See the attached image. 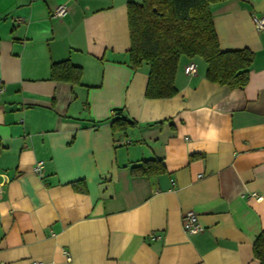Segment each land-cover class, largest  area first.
<instances>
[{
  "label": "crops",
  "instance_id": "crops-1",
  "mask_svg": "<svg viewBox=\"0 0 264 264\" xmlns=\"http://www.w3.org/2000/svg\"><path fill=\"white\" fill-rule=\"evenodd\" d=\"M131 1L0 0V264H259L264 0L209 4L220 49L253 52L246 85L181 56L169 98L146 97L149 65L129 63ZM63 60L82 68L79 84L50 79ZM119 109L134 122L124 130ZM147 159L164 171L132 172Z\"/></svg>",
  "mask_w": 264,
  "mask_h": 264
},
{
  "label": "trees",
  "instance_id": "trees-1",
  "mask_svg": "<svg viewBox=\"0 0 264 264\" xmlns=\"http://www.w3.org/2000/svg\"><path fill=\"white\" fill-rule=\"evenodd\" d=\"M222 0H141L127 3L130 38L129 63L137 69L149 65L145 96L169 98L176 93L175 73L181 56L200 57L207 64L206 78L230 89L243 88L249 79L253 52L248 48L223 51L219 47L209 4ZM82 68L69 60L50 65V79L79 84ZM112 126L124 130L127 121L122 110L114 111ZM135 174L164 171L161 160L147 159L133 166ZM253 256L264 264V230L252 244Z\"/></svg>",
  "mask_w": 264,
  "mask_h": 264
},
{
  "label": "built area",
  "instance_id": "built-area-1",
  "mask_svg": "<svg viewBox=\"0 0 264 264\" xmlns=\"http://www.w3.org/2000/svg\"><path fill=\"white\" fill-rule=\"evenodd\" d=\"M65 13H66V6L64 4L57 6L54 10V15L58 17L63 16ZM254 24L257 29L264 30V15L254 16ZM184 71L187 74H194L196 71V64L194 62H189L185 66ZM3 90H4V86L0 82V92H2ZM42 167H43V161L41 160L37 161L33 167V171L42 176ZM1 186L2 185L0 184V196L3 192ZM257 199H260V197L257 196ZM181 223L183 230L187 233H195L201 229L197 221V214L191 210L183 213ZM32 264H41V262L35 261Z\"/></svg>",
  "mask_w": 264,
  "mask_h": 264
},
{
  "label": "water",
  "instance_id": "water-1",
  "mask_svg": "<svg viewBox=\"0 0 264 264\" xmlns=\"http://www.w3.org/2000/svg\"><path fill=\"white\" fill-rule=\"evenodd\" d=\"M127 120H130L129 118H127Z\"/></svg>",
  "mask_w": 264,
  "mask_h": 264
}]
</instances>
